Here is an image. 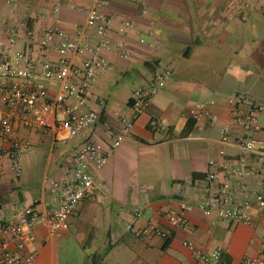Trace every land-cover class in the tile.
Here are the masks:
<instances>
[{
	"label": "crops",
	"instance_id": "1",
	"mask_svg": "<svg viewBox=\"0 0 264 264\" xmlns=\"http://www.w3.org/2000/svg\"><path fill=\"white\" fill-rule=\"evenodd\" d=\"M94 1L10 0L8 4L0 0V39L6 41L5 29L16 25L15 50L33 48L37 58L57 60L60 56L53 47L39 49L42 31L56 28L76 38ZM102 11L113 19L108 34L113 48L105 53L111 69L99 74L92 85L90 105L99 113V122L77 137L63 135L66 142L61 143L51 132L18 121L23 105L12 108L10 137L29 146L21 152L17 175L10 142L0 133V212L13 219L19 206H32L40 214L54 210L58 201L44 181L64 179L73 164V151L87 141L109 150L124 119L132 118L134 89L147 88L156 70L165 68L170 71L165 86L151 96L145 113L95 173L94 194L79 203L69 218V229L50 235L45 224L36 221L34 264H91V255L105 252L101 264H196L185 242L206 252L220 251L222 257L214 264H239L256 256L264 240V224L254 202L246 209L252 225L207 216L198 203L205 199L209 162H236L240 154L236 136H252L257 148L264 150V132L237 125L232 127L230 143L221 142V130L230 122V96L246 92L264 102V0H108ZM123 21H130L133 29L121 33ZM90 35L94 44L100 40L94 31ZM118 43L124 44L125 52ZM89 55L69 57L81 64ZM40 82L49 97L59 90L56 82ZM9 83L0 81V85ZM3 95L0 91V101ZM197 102L206 103L218 121L200 111L192 116L190 108ZM2 112L8 110L0 108ZM152 118H165L169 125L155 131L149 126ZM261 182V178L249 180L237 201L252 199ZM182 202L193 205L189 224L173 229L169 240L143 239L127 230L136 212L142 214L136 230L149 223L168 228L165 214L178 210Z\"/></svg>",
	"mask_w": 264,
	"mask_h": 264
},
{
	"label": "built area",
	"instance_id": "2",
	"mask_svg": "<svg viewBox=\"0 0 264 264\" xmlns=\"http://www.w3.org/2000/svg\"><path fill=\"white\" fill-rule=\"evenodd\" d=\"M6 3L9 4L10 0H6ZM107 5L108 0L94 1L87 11L84 26L74 39L66 37L56 28L42 31V38L38 40L39 49L43 52L53 47L60 56L57 60L45 56L37 58L33 48L15 50L19 27L9 25L5 29L7 40L0 39V81L10 83L8 86L0 85V91L4 94L0 108L8 110L7 113H0V133L1 137L10 142V159L17 175L21 173V152L29 143L10 137L13 120L9 111L15 106L24 107V112L17 119L25 127L36 126L51 132L61 143L66 142L63 135L77 137L99 122L100 115L91 107L90 102L95 78L111 69L105 53L113 48L108 39L113 19L102 11ZM22 26L27 24L22 23ZM132 29L133 24L130 21H123L120 32L125 33ZM91 31L100 37L96 44L92 42ZM30 37L35 38L33 32H30ZM55 37H58L59 42L54 43ZM117 46L125 52L123 43H118ZM87 53L90 55L81 64L69 57ZM37 65H40V69ZM169 77L168 69L159 68L147 88L134 89L130 99L132 118L124 119L123 128L114 135L109 150L105 151L97 143L87 141L73 151V164L64 179L44 181L48 191L58 201L54 210L40 214L32 206H19L13 219L5 218L0 212V264L35 263L37 252L33 244L37 220L45 224L50 235L69 229V218L79 203L94 194L95 173L106 165L112 151L121 145L131 131L134 121L145 113L151 96L165 86ZM47 80L59 84V90L53 97L47 95L46 87L40 82ZM70 99L74 102H70ZM228 104L230 122L221 130L223 144L230 143L231 130L236 125L245 131L264 132V102L255 100L249 93L238 92L229 97ZM199 111L208 115L212 121H218V117L210 112L206 103L197 102L190 108L192 116H197ZM168 125L165 118H152L149 122L150 128L155 131ZM234 142L240 148L234 164L230 161L223 164L209 162V170L204 180L205 199L198 206L205 215L214 216L218 220L252 225V216L246 209L254 202L262 211L264 224V150L258 149L254 138L247 134L236 136ZM253 178L262 179L261 190L255 191L252 199L248 201H237V194L245 191L249 187V180ZM192 210V204L182 202L178 210L165 214L168 228L149 223L142 230L135 229L136 222L142 216L141 212H136L127 224V230L134 231L137 237L143 239L156 236L169 240L173 229L189 224L188 214ZM184 244L192 251L196 264H214L222 257L218 250L206 252L193 242ZM239 264H264V240L256 256H247Z\"/></svg>",
	"mask_w": 264,
	"mask_h": 264
},
{
	"label": "trees",
	"instance_id": "3",
	"mask_svg": "<svg viewBox=\"0 0 264 264\" xmlns=\"http://www.w3.org/2000/svg\"><path fill=\"white\" fill-rule=\"evenodd\" d=\"M188 131H189V128L186 129V133H188ZM105 253L104 254L99 253V254L91 255V264H101V262L103 261V258L105 256Z\"/></svg>",
	"mask_w": 264,
	"mask_h": 264
}]
</instances>
